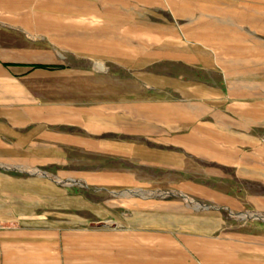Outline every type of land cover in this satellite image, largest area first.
<instances>
[{
	"label": "crops",
	"instance_id": "crops-1",
	"mask_svg": "<svg viewBox=\"0 0 264 264\" xmlns=\"http://www.w3.org/2000/svg\"><path fill=\"white\" fill-rule=\"evenodd\" d=\"M227 215L264 219V0H0V264H264Z\"/></svg>",
	"mask_w": 264,
	"mask_h": 264
},
{
	"label": "rangeland",
	"instance_id": "rangeland-1",
	"mask_svg": "<svg viewBox=\"0 0 264 264\" xmlns=\"http://www.w3.org/2000/svg\"><path fill=\"white\" fill-rule=\"evenodd\" d=\"M98 163H100L102 165H105V162H103V161H98ZM82 164H88V162H82ZM108 164H112V163L109 162ZM57 169H61V168H59V166H53V170L54 171L50 170L48 172V174H50V176L52 175L51 177L53 179L58 180L60 182H63L65 184H69V185L71 183H73L74 181H78L75 184L73 183L71 186L77 188L78 190H80L87 197L88 196L89 197H94L95 196V198L99 201V200L103 199L104 197L110 198V196H112V194L109 193V192L99 193L97 195H92V194H94V192L90 191L92 189H89V186L87 187V182L86 181H84V180H82L80 178H77V177H60V176H57V175H55V174H57L56 173V171H58ZM38 170H43V172H45V171H47L49 169L48 168L47 169L39 168V169H33L31 172H37ZM151 170L154 171V172H158L157 170H154V169H151ZM120 222L121 221H119V220H113L112 218H108V219H104L102 221H98V223H94V222L93 223H89V225L91 227H93V228H104V229H107L109 231L110 229H119V228H121L120 225L122 223H120ZM227 222H228L227 225L231 226L233 228H246L247 224H249V225L251 224V227H256L258 224L264 225V219H260V218H252L251 221H247L244 218L228 216Z\"/></svg>",
	"mask_w": 264,
	"mask_h": 264
}]
</instances>
